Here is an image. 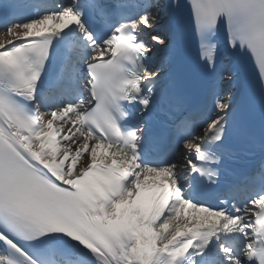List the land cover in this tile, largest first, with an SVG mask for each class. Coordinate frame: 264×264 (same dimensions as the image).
<instances>
[{"label":"snow or ice","instance_id":"1","mask_svg":"<svg viewBox=\"0 0 264 264\" xmlns=\"http://www.w3.org/2000/svg\"><path fill=\"white\" fill-rule=\"evenodd\" d=\"M0 264H264V0H0Z\"/></svg>","mask_w":264,"mask_h":264}]
</instances>
